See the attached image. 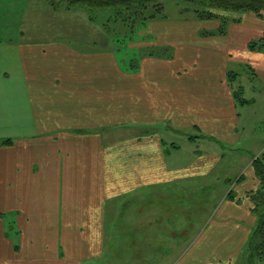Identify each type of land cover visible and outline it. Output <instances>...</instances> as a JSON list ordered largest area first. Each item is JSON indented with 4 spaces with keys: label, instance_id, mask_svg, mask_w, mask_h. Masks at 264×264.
<instances>
[{
    "label": "crops",
    "instance_id": "0c3cea01",
    "mask_svg": "<svg viewBox=\"0 0 264 264\" xmlns=\"http://www.w3.org/2000/svg\"><path fill=\"white\" fill-rule=\"evenodd\" d=\"M237 18L225 35L204 36L220 21L157 17L128 45L175 54L148 55L132 67L112 49L96 50L109 48L111 39L90 9L0 0V264L98 263L110 227L116 240L120 226L160 234L157 244L136 237L138 249L171 248V235L182 227L173 209L188 216L184 186L210 181L222 161L210 145L231 152L241 141L228 72L248 61L264 86V53L248 48L264 36V17ZM87 33L89 49L78 45ZM175 135L208 151L182 162ZM258 156L236 179L244 178L233 187L236 200L228 194L219 200L204 251L192 253V264H233L246 248L256 225L246 195L258 185L252 170ZM145 198L147 205H134L130 215L121 210L120 201ZM157 201L165 204L156 209Z\"/></svg>",
    "mask_w": 264,
    "mask_h": 264
},
{
    "label": "rangeland",
    "instance_id": "374dc122",
    "mask_svg": "<svg viewBox=\"0 0 264 264\" xmlns=\"http://www.w3.org/2000/svg\"><path fill=\"white\" fill-rule=\"evenodd\" d=\"M50 1L52 2L53 0ZM55 4L68 6L66 3L60 1H56ZM154 5H163L166 10L164 11L165 15L169 19L188 16H194L197 18L196 13L194 12L196 6L185 0H159ZM73 8H75L77 12H80L81 9L85 7L75 6ZM155 11L156 8L150 7V9L145 12V15L148 17ZM217 13L218 15L224 17L228 16L231 18L235 16L234 13H225L224 11H218ZM128 14L131 15V13L123 6L104 8L100 10L90 9V17L92 18V21L99 27L103 26V28L106 29L105 32L117 41L116 43H113L109 40V48H107L104 44H98L94 46L97 48L96 50L104 51L112 49L122 62L125 60L127 61L128 66L132 60L138 63L148 55L161 54L162 56H174L175 51L172 48L144 46L132 49L130 45H128L130 44L128 43V37H125L130 34V25H121L122 20H125L127 17L131 18L130 21L136 18V15L129 16ZM157 17L160 19L164 18L161 14H158ZM225 27L227 30L229 25ZM248 28H250L249 25ZM79 31H81V33L84 31L86 32L84 29H79ZM207 31L218 32L219 29L216 31L211 29ZM204 32L206 31L200 33ZM94 34L95 33H92V37H94ZM85 36H87L88 42H80L78 45L82 48L89 49L91 47L92 38H90L88 33ZM139 38L140 37L136 36V40ZM1 43L2 42H0V45ZM106 44L108 45V42ZM241 64L244 65V63ZM238 66L239 67L235 68V70L242 69V72L245 70L247 73L241 82L244 85V98L253 100L252 107L250 109L241 105H238L237 107L238 113L240 114V127L238 128L237 134L241 136V141L236 147V151L231 152L226 149L228 147H223L222 145L220 147L210 145L211 148L209 151H215L218 153V156L221 155L223 157L222 161L211 176L210 181L205 179L201 183L191 184L190 182L184 186L188 190L185 193L189 196V202L187 203L188 216L185 217L183 214V217L181 218L179 211L173 209L174 221L182 224V227L181 229L178 228V230L171 235L173 236L171 248L161 247L157 249H150L147 245H145L146 248L138 249V246L142 243L136 240V237L145 238L146 240L152 238V240H154L157 244L158 241L154 238H158L160 234L146 233L143 231L136 232V227L120 226L119 231L116 233L117 238L114 240L115 234L112 232L114 227H110V231L108 232V240L110 239V242L107 244V254L109 255L107 256L106 254V257L101 262L88 264H192L191 262L195 259L192 258V253L194 251H198L199 254L202 250L204 251L203 247L205 246L204 244L209 236V234L204 233L207 229L205 227L209 221L211 222L213 219L218 206L217 208L215 207L219 203V200H223L233 187H235L236 179L247 170L251 159L253 160V157L261 155L264 152V86L262 85V81L259 76H257L256 71L253 69L254 66L252 63L250 64L247 61L245 62L243 68L240 65ZM249 123L251 125L248 127ZM188 137V135H175L174 139L175 145L181 146L183 149L182 152H180V160L187 163L192 162L195 157L206 154H201L197 151H208L206 144L198 143L195 146V144H191V142L187 140ZM164 141L166 144H169L170 138L168 136L164 137ZM229 180L232 181L233 185L228 182ZM160 189L161 188H157V194L159 192L164 194L170 192L166 189ZM244 190L245 189H243V191ZM148 202V198H145L141 201L135 200L133 202V200H127L120 201L119 203L121 205V210L124 209V213L130 215L133 213V209L131 208H133L134 205L135 207L139 204L140 206H146ZM127 204L128 208H124ZM156 204L155 208L159 209V207L163 206L165 202L161 205L160 202L157 201ZM111 219L113 218H110V220ZM135 219L140 218L135 217ZM117 221L133 223V218L132 216H130V218L128 216H118ZM183 229L185 230L183 231ZM114 231L116 232V229H114ZM233 257H235L233 264H264V259L260 260L259 258L251 262L247 257L246 248L244 250H240L239 252L236 251Z\"/></svg>",
    "mask_w": 264,
    "mask_h": 264
},
{
    "label": "trees",
    "instance_id": "16d2710c",
    "mask_svg": "<svg viewBox=\"0 0 264 264\" xmlns=\"http://www.w3.org/2000/svg\"><path fill=\"white\" fill-rule=\"evenodd\" d=\"M56 1L66 3L69 8L75 6H83L88 9H104L112 7H125L131 15H136L135 19L127 17L125 20H122L121 25L128 24L130 25V34L126 35L128 37V43L131 37L136 34L139 30L146 28L148 23L157 18L158 14H161L165 17V8L163 5H154L159 0H53L52 3L55 4ZM193 5H195L194 12L197 15V18L202 21L208 20H219L220 28L218 32H204V36L209 35H225L227 33L226 27L230 23H239L240 18H237V15L241 16L242 14H251L258 18L264 17V0H185ZM152 8H156V11L150 16H146L145 12ZM225 13H234V17L220 16L217 12ZM131 16L130 14H128ZM120 25V26H121ZM113 43H116L113 37H110ZM248 48L252 52L264 53V36L259 40L250 42ZM150 56V55H149ZM152 56V55H151ZM157 56H162L157 55ZM135 61L131 62L133 64ZM135 65V64H134ZM245 72V73H244ZM234 72H228V82L232 90L233 98L237 105L247 107L252 105L253 100H248L244 98V85L242 80L245 75H247L244 70ZM7 145H12L11 140L4 142ZM252 170L255 175V179L258 182L256 190L248 192L246 197L250 200L252 204V214L256 218V225L252 230V233L248 239L246 252L248 259L253 262L256 259H264V152L254 159L252 164ZM244 180L243 177H240L236 184H239ZM232 183V181H228ZM238 182V183H237ZM236 186V185H235ZM236 195L232 189L226 199L229 201H235ZM240 202V201H238Z\"/></svg>",
    "mask_w": 264,
    "mask_h": 264
}]
</instances>
